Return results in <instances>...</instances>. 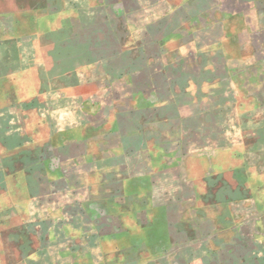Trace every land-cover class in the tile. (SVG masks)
I'll return each mask as SVG.
<instances>
[{
	"label": "crops",
	"instance_id": "crops-1",
	"mask_svg": "<svg viewBox=\"0 0 264 264\" xmlns=\"http://www.w3.org/2000/svg\"><path fill=\"white\" fill-rule=\"evenodd\" d=\"M3 1L0 176L28 226H83L67 239L87 264H204L244 238L246 197L198 219L203 167L186 163L237 135L264 161V0ZM236 82L249 105L220 106Z\"/></svg>",
	"mask_w": 264,
	"mask_h": 264
},
{
	"label": "rangeland",
	"instance_id": "rangeland-1",
	"mask_svg": "<svg viewBox=\"0 0 264 264\" xmlns=\"http://www.w3.org/2000/svg\"><path fill=\"white\" fill-rule=\"evenodd\" d=\"M3 5L14 8L16 3L0 0V8ZM234 85L235 87L230 83V88L237 90L236 97L221 98L220 106L229 104L237 106L238 109L242 106L247 107L249 105L247 87L250 89L252 83L236 82ZM244 115L242 117L245 119H242L241 123L247 121V113ZM225 116L227 119L224 126L235 123L231 115ZM241 133L245 134L244 137L247 136V130L243 128ZM239 137L237 135V144L230 147V150H226L228 148L226 145H204L199 148L203 153L200 162L195 161L200 158L188 156L189 160L186 163L190 170L189 177L201 164L203 167L204 179L198 183V205L204 208L198 210L200 211L196 214L198 219L202 217L201 211L207 216L213 211L212 206L219 205L222 208V203L227 198L246 197L245 202H237L235 207L239 208L237 212L240 214L237 221L243 217L247 218V234L244 238L238 236L239 240L236 236L235 241L234 236H228L224 242L218 241L217 246L220 250L216 252H210L204 247L210 256L204 259V264H264V161L261 163L257 158V162L252 161V165H249L248 153L253 147H248L247 140H240ZM259 154L253 152L252 157ZM231 165L237 167L235 175L221 173L222 176L218 177L217 172L220 173L226 166ZM230 179L239 181L231 186L233 190L227 186ZM2 180L0 176V264H87L89 259L85 257L84 247L87 243L82 238L78 241L75 237L67 239L70 238L71 232L81 233L83 226L72 224L61 226L65 235L62 239L54 236L55 232L51 227L28 226L26 222L30 221L21 209L20 195L12 193L14 188L11 185L5 186ZM187 216L191 223L193 213L190 210ZM190 226L189 224V228ZM190 250H200L199 244L196 247L192 245Z\"/></svg>",
	"mask_w": 264,
	"mask_h": 264
}]
</instances>
